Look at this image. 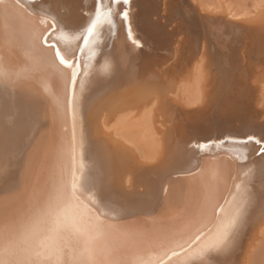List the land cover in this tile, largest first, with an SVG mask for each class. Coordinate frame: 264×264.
Returning <instances> with one entry per match:
<instances>
[{"label":"bare ground","instance_id":"obj_1","mask_svg":"<svg viewBox=\"0 0 264 264\" xmlns=\"http://www.w3.org/2000/svg\"><path fill=\"white\" fill-rule=\"evenodd\" d=\"M19 2L25 7L0 6V264H107L110 252L145 264L250 262L264 237L261 146L196 145L264 138V5L245 12L205 0H133L125 23L105 0L114 30H98L91 58L78 54L86 68L73 161L67 75L34 63L30 49L53 20L48 42L82 35L96 0ZM231 20L260 34L247 40ZM73 171L115 213L107 231L98 233L61 191ZM237 205L243 212L225 248L201 256L189 247L196 229L214 233Z\"/></svg>","mask_w":264,"mask_h":264},{"label":"snow or ice","instance_id":"obj_2","mask_svg":"<svg viewBox=\"0 0 264 264\" xmlns=\"http://www.w3.org/2000/svg\"><path fill=\"white\" fill-rule=\"evenodd\" d=\"M16 3H19V0H16ZM130 3L131 0H111V4H115L118 8H121L119 16L125 23L129 20ZM111 4L105 5V0H96L94 16L87 27L83 30L82 35L71 36L61 33L57 36L59 43L49 45L45 34L47 30H45V33H41L39 37L34 38V45L30 49V56L34 63L43 64L52 69L58 68L62 73L67 75L65 84L66 111L71 119V135L67 143V153L73 161H75L77 148L76 123L79 107L76 89L78 77L81 75V68H86V66L78 62V54H85V52H87L90 54L91 58L93 46L97 42L94 39V36L97 34L98 30L105 24L114 30L115 13ZM3 5H5V0H0V6ZM41 22L47 23V21ZM51 26L55 29L54 20L52 21ZM73 39L79 41V43L76 44V52L71 51L73 47ZM128 39H130L132 44L137 48L142 47L138 40L132 38L130 29L128 32ZM60 44H63L64 46L61 47ZM41 49L44 53H50V58L48 56H41ZM105 68H107V65H105ZM79 86L83 88V83ZM45 91H48L47 86H45ZM248 141H255V143L261 146V152H264V138L257 139L254 136H249ZM216 143L219 142L212 141L207 144L198 143L196 147L200 150H203L204 148L210 149L212 145ZM79 171L82 176V163ZM61 191L70 198L75 206L82 210V217H85L88 223L98 233L107 231L105 225H111L108 221L110 217L115 216V213H110L103 208L97 200L94 190L85 191L83 183L80 178L77 177L75 171L71 173L70 180H61ZM93 211L94 215H90ZM223 211L224 210L221 208H215L213 210L214 214ZM242 212V205H237L233 210L226 213L225 218L220 221L219 226L214 233L204 234L202 230L196 229L187 241L189 247L194 244L195 247L199 248L201 256L225 248L230 243L234 230L238 227ZM181 247H183V245H181ZM173 254L178 255L175 252ZM107 264H145V262L139 259L129 260L123 255L110 252ZM160 264H168V261L162 259Z\"/></svg>","mask_w":264,"mask_h":264},{"label":"rangeland","instance_id":"obj_3","mask_svg":"<svg viewBox=\"0 0 264 264\" xmlns=\"http://www.w3.org/2000/svg\"><path fill=\"white\" fill-rule=\"evenodd\" d=\"M200 1V0H199ZM205 2H214L224 5V6H231L235 9H239L240 11H254V6L257 5H264V0H205ZM227 4V5H226ZM256 5V6H257ZM255 6V7H256ZM264 36V35H263ZM251 258L249 259L247 264H264V237L257 243L254 252H252ZM249 256V257H250Z\"/></svg>","mask_w":264,"mask_h":264},{"label":"water","instance_id":"obj_4","mask_svg":"<svg viewBox=\"0 0 264 264\" xmlns=\"http://www.w3.org/2000/svg\"><path fill=\"white\" fill-rule=\"evenodd\" d=\"M190 1V0H189ZM131 2H133V0H131ZM19 4L21 5V6H23V7H25V5H24V3H22V2H19ZM130 15H131V12L129 13ZM231 22H233V23H235L236 25L237 24H243V29H242V31L244 32V33H246V35H247V40H252L254 37H253V35H256V34H260V32L258 31V25H255V24H252V23H246V22H241V21H233V20H231ZM57 31V29H54V28H49V30H48V32H47V34H46V36L47 35H49V38L55 33ZM136 37H139L140 38V36L138 35V33L136 34ZM139 41V40H138ZM48 44L49 45H51V44H55V43H53V42H48ZM141 45H142V47L141 48H138V49H140V50H142L144 47H145V45H144V43L142 42V43H140ZM97 60H98V58L96 59V62H97ZM81 76V75H80ZM80 76H79V78H80ZM235 141V142H244V143H248L249 141H248V138H228L227 140H222V139H216V140H208L207 142H205V143H209V142H212V141H217V142H219V141ZM202 143V142H201ZM204 143V144H205ZM219 143H225V142H219ZM261 153V152H260ZM264 153V152H263ZM259 154V153H258Z\"/></svg>","mask_w":264,"mask_h":264}]
</instances>
